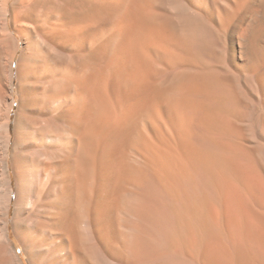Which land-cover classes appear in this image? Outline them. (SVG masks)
I'll list each match as a JSON object with an SVG mask.
<instances>
[{"label":"bare ground","instance_id":"bare-ground-1","mask_svg":"<svg viewBox=\"0 0 264 264\" xmlns=\"http://www.w3.org/2000/svg\"><path fill=\"white\" fill-rule=\"evenodd\" d=\"M13 198L29 264H264V0H0V264Z\"/></svg>","mask_w":264,"mask_h":264},{"label":"rangeland","instance_id":"rangeland-1","mask_svg":"<svg viewBox=\"0 0 264 264\" xmlns=\"http://www.w3.org/2000/svg\"><path fill=\"white\" fill-rule=\"evenodd\" d=\"M13 1H16V0H13ZM15 98H16V101H17V97H15ZM16 107H17V103H16ZM14 117H15V112L13 113V118ZM12 180H13V185H15L14 175L12 176ZM14 203L15 202H14V198H13V201H12V209H11V214H10L11 216L9 218V230H10V232L12 234L11 235V238L13 240V243H14V246H15V249H16L17 253L23 259L24 264H29V262L27 260L28 259L27 253L25 252V249H24L23 245L21 244L20 240L18 239L17 235H15L16 234L15 233V228L13 227V225H14V223H13V220H14Z\"/></svg>","mask_w":264,"mask_h":264}]
</instances>
